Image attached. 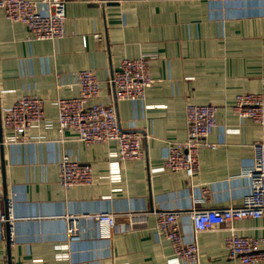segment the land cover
I'll use <instances>...</instances> for the list:
<instances>
[{
  "label": "crops",
  "instance_id": "obj_1",
  "mask_svg": "<svg viewBox=\"0 0 264 264\" xmlns=\"http://www.w3.org/2000/svg\"><path fill=\"white\" fill-rule=\"evenodd\" d=\"M64 14L63 37L37 40L0 9V264H237L225 246L231 233L264 251L257 219L197 233L195 260L176 256L156 228L163 211L239 206L250 192L262 129L232 106L247 93L264 105V0H67ZM146 56L144 98L115 102L112 71ZM82 70L100 81L97 102L114 103L121 127L144 136L142 159L121 161L114 143L59 132L57 100L78 95ZM22 96L42 98L45 118L20 140L2 111ZM189 104L218 108L208 137L216 147L199 150L193 175L164 165L168 142L187 137ZM63 156L89 164L92 183L63 187ZM98 212L117 226L86 216ZM180 227L190 241L186 213Z\"/></svg>",
  "mask_w": 264,
  "mask_h": 264
},
{
  "label": "built area",
  "instance_id": "obj_2",
  "mask_svg": "<svg viewBox=\"0 0 264 264\" xmlns=\"http://www.w3.org/2000/svg\"><path fill=\"white\" fill-rule=\"evenodd\" d=\"M67 0H0V9L7 19L25 24L33 39H56L64 36V7ZM42 4L44 9H39ZM152 57L125 58L112 71L108 86L115 102L138 100L145 96L152 84L150 74ZM79 93L74 97L57 100L58 130L72 131L77 139L85 143H114L121 161L142 159L144 136L121 127L114 103L97 102L101 86L97 76L90 70L77 75ZM45 102L36 96H22L2 111L3 125L23 140L28 129L45 118ZM233 109L240 117L249 118L262 129L260 141L255 143V158L250 174L251 189L239 206L215 209H192L189 211H163L157 217L156 228L170 241L174 254L181 260L197 257V233L216 225H230L241 219H257L264 223V105L260 95L238 94ZM217 106L212 104H189L186 109L187 137L183 141H169L164 165L171 171H185L193 175L196 171L197 154L200 149L216 145L208 137L216 125ZM60 183L65 188L87 185L93 181L92 167L63 156L59 163ZM191 220L194 237L187 241L180 227L184 214ZM97 223L116 227L114 215L98 212L86 215ZM225 246L230 259L237 264H257L264 260V251L257 241L231 233Z\"/></svg>",
  "mask_w": 264,
  "mask_h": 264
}]
</instances>
